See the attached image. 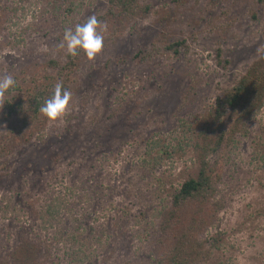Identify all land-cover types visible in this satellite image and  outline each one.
Segmentation results:
<instances>
[{
	"label": "rangeland",
	"instance_id": "1",
	"mask_svg": "<svg viewBox=\"0 0 264 264\" xmlns=\"http://www.w3.org/2000/svg\"><path fill=\"white\" fill-rule=\"evenodd\" d=\"M107 1L0 0V76L18 77L56 54L58 35L104 11ZM141 2L149 5L146 15L121 25L120 37L107 33L102 52L82 63L83 97L76 94L66 115L46 117L41 132L32 122L30 140V128H12L21 120L0 123V256L27 235L40 254L32 264L155 257L154 212L195 175L196 134L227 126L226 116L211 111L257 59L264 10L253 0ZM179 39L185 45L177 55L151 52ZM229 148L218 158L224 203L205 232L218 234L219 247L201 264H264V103ZM34 199L39 218L27 205Z\"/></svg>",
	"mask_w": 264,
	"mask_h": 264
},
{
	"label": "trees",
	"instance_id": "2",
	"mask_svg": "<svg viewBox=\"0 0 264 264\" xmlns=\"http://www.w3.org/2000/svg\"><path fill=\"white\" fill-rule=\"evenodd\" d=\"M253 1L264 10V0ZM148 10V3L143 4L141 0H108L104 11L95 15L98 20L108 25L107 33L117 34L120 37L125 33H123V26L135 20V14L143 17ZM251 16L255 20L257 14L252 13ZM88 17L78 23H83ZM261 34L264 38V25ZM62 38V34L58 35L57 42H60ZM184 45L185 39L166 41L163 44L154 45L151 52L164 50L177 55ZM216 53L218 57H221L220 47L216 49ZM140 54L141 51H138L135 56L140 57ZM47 55L32 62L28 69L20 71L18 77L14 76L16 85L0 97L3 102L0 104V123L21 120L20 126L14 125L12 128L19 131L30 128L31 131L27 133L25 140H30V137L35 134L34 127L30 125L32 122L34 126H38L39 132L45 129L46 116L40 112V107L51 96L58 81H63L64 86L73 92V99L76 98L77 93H80L78 72L88 57L83 52L72 57L67 55L65 50L58 49L56 54ZM109 61L110 59L106 61L105 67L109 65ZM21 76L29 80L19 78ZM80 96L83 97L82 93ZM263 103L264 45L258 51L257 59L247 66L238 81L224 89L221 96L216 98L215 107L211 111L212 116L216 119L226 116L227 126L215 135L209 131H200L194 137L191 146L197 164L195 175L187 177L170 193L169 203L157 209L156 213L154 212V217H158L156 222L154 221V237L151 238L152 241L155 240L158 247L155 257L148 260L143 258L133 264H201L211 255L212 250L219 247L218 234L205 236L208 227L215 223L218 210L224 203L218 194V185L223 181L218 158L229 153V146L235 141V136L241 131L244 121ZM211 156L216 158L210 159ZM140 174L144 177L145 170H141ZM142 177L137 179L141 180ZM36 203L37 199H34L27 204L34 215L36 211L32 207H36ZM36 216L39 218L43 216V213ZM35 246L36 244L31 243L27 235H19L18 239L10 245L9 252L5 255L7 257L0 256V264H9L8 257L14 260L12 264H21L19 260L21 257L25 259V264H32L33 260L38 262L37 256L40 254L37 253ZM19 251L22 254L21 257L18 254ZM31 256H33L32 260ZM105 257L102 263L108 264L110 258Z\"/></svg>",
	"mask_w": 264,
	"mask_h": 264
},
{
	"label": "clouds",
	"instance_id": "3",
	"mask_svg": "<svg viewBox=\"0 0 264 264\" xmlns=\"http://www.w3.org/2000/svg\"><path fill=\"white\" fill-rule=\"evenodd\" d=\"M108 25L98 20L96 15L88 17L74 28H66L62 40L57 44L58 50L76 57L83 52L89 59H94L104 48ZM12 74L0 76V97L16 85ZM73 101V92L58 81L51 96L40 107V112L51 120H57L69 111Z\"/></svg>",
	"mask_w": 264,
	"mask_h": 264
}]
</instances>
